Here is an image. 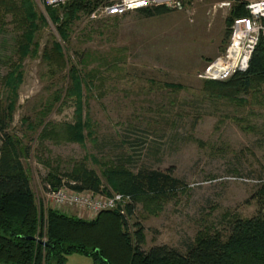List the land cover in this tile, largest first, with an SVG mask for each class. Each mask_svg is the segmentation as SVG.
I'll use <instances>...</instances> for the list:
<instances>
[{"label":"rangeland","instance_id":"1","mask_svg":"<svg viewBox=\"0 0 264 264\" xmlns=\"http://www.w3.org/2000/svg\"><path fill=\"white\" fill-rule=\"evenodd\" d=\"M236 1L242 0H186L182 9L151 17L137 10L99 19L80 12L69 41L62 44L93 83L84 91L87 126L81 142L39 139L48 122L73 123L77 105L73 99L62 105L67 69L51 68L42 58L43 47L61 38L47 10L38 5L48 25L38 34V57L23 61L24 81L11 129L25 135L29 145L23 163L39 206H51V171L66 182L65 174L83 164L98 173L112 194L117 192L106 176L119 166L170 172L179 180L169 197L136 204L129 220L131 228L136 221L143 225L145 250L165 244L185 252L199 230H222L231 218L255 213L252 195L264 181V104L251 95L246 96L253 105L212 100L201 77L228 43L227 22ZM14 26L8 16L0 30V82L11 69L10 58L17 59ZM5 96L0 85V98ZM49 103L50 112L41 115ZM41 118L43 126L29 127ZM61 209L88 220L98 215ZM65 264L95 261L72 253Z\"/></svg>","mask_w":264,"mask_h":264},{"label":"trees","instance_id":"2","mask_svg":"<svg viewBox=\"0 0 264 264\" xmlns=\"http://www.w3.org/2000/svg\"><path fill=\"white\" fill-rule=\"evenodd\" d=\"M101 1L70 0L60 7L46 8L61 41L55 39L51 46L43 47L42 58L51 68L67 69L66 93L62 100L60 90L56 101L62 100L64 105L73 99L77 110L73 123L48 122L44 125V118L36 124L29 122L33 130L44 125L39 139L52 137L81 142L84 137L87 124L82 117V101L84 91L93 83L67 56L62 42L69 41L71 27L79 13L90 14ZM246 4L247 1L242 0L233 5L227 22L228 39L233 20L248 15ZM170 10L160 5L137 11L151 17ZM8 16H11L17 32V59L10 58L11 69L0 82L6 93L5 98H0V264H65L67 255L72 253L91 256L95 264H264V181L253 192L252 199L257 206L252 216H235L222 230H199L194 240L187 244L185 252L165 244L145 250L143 225L136 221L131 228L129 220L137 202L169 197V192L178 188L180 182L170 172L148 168L132 172L123 166L109 169L108 182L117 193L131 197L126 214L119 210H104L88 220L52 205L47 208L39 206L30 174L23 163L29 145L24 141L25 135L19 137L11 129V124L24 81L23 61L27 57H38L41 51L38 34L48 22L35 0H0V30ZM203 91L212 100L252 104L247 98L251 95L254 101L258 99V103L264 104L260 100V97L264 99V37L260 39L246 71L237 72L226 80H206ZM51 105L47 104L41 115L46 116ZM75 166L65 174L66 182L51 171L47 176L48 183L52 188L67 185L77 191L112 194L94 169L83 164Z\"/></svg>","mask_w":264,"mask_h":264},{"label":"built area","instance_id":"3","mask_svg":"<svg viewBox=\"0 0 264 264\" xmlns=\"http://www.w3.org/2000/svg\"><path fill=\"white\" fill-rule=\"evenodd\" d=\"M42 9L60 7L70 0H35ZM186 0H102L90 13L91 18L123 16L129 12L153 6L182 9ZM230 5V3H227ZM247 16L237 17L230 26L226 48L214 57L201 72L204 80H226L237 72L246 71L251 57L264 37V0H250L246 4ZM47 193L57 208L76 207L94 216L104 210H119L126 214L131 203L129 195L113 193L107 195L90 190L77 191L67 185L59 188L48 187Z\"/></svg>","mask_w":264,"mask_h":264},{"label":"crops","instance_id":"4","mask_svg":"<svg viewBox=\"0 0 264 264\" xmlns=\"http://www.w3.org/2000/svg\"><path fill=\"white\" fill-rule=\"evenodd\" d=\"M250 1V0H249Z\"/></svg>","mask_w":264,"mask_h":264},{"label":"water","instance_id":"5","mask_svg":"<svg viewBox=\"0 0 264 264\" xmlns=\"http://www.w3.org/2000/svg\"><path fill=\"white\" fill-rule=\"evenodd\" d=\"M32 238V237H31Z\"/></svg>","mask_w":264,"mask_h":264}]
</instances>
